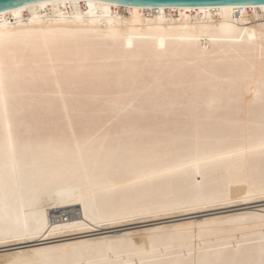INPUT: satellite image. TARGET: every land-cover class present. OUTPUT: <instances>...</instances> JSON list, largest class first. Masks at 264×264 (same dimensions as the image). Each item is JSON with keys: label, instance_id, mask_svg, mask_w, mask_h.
I'll return each instance as SVG.
<instances>
[{"label": "bare ground", "instance_id": "obj_1", "mask_svg": "<svg viewBox=\"0 0 264 264\" xmlns=\"http://www.w3.org/2000/svg\"><path fill=\"white\" fill-rule=\"evenodd\" d=\"M0 59L34 65L37 76L55 68L57 74L50 76L49 86L41 92L59 91L55 87L58 80L67 94L66 82L76 76L95 81V86L72 89L69 113L76 104L72 97H78L81 106L98 105L115 117L126 114L134 102L138 112L146 106L145 111L154 113L152 118L158 123L138 125L135 132L139 138L135 142L125 138L123 143H109L106 155L108 149L117 158L125 152L137 151L141 142H147L163 124L169 125L170 139L191 136L187 150L174 159L181 165L180 171L157 181L149 191L171 195L183 190L193 203L199 202V207L176 213L177 217L190 218L177 223L212 222L203 230L211 239L202 242L212 251L197 249V255L192 257L190 247L185 246L181 255L184 239L191 235L189 230L177 235L174 251L169 256L178 264L185 261L190 264L193 259L259 258L261 227H264L259 218L264 209L258 196L259 157L246 162L219 163L205 154L204 139L208 128L226 127L238 119L257 127L260 124L264 109V3L144 5L109 0H32L0 10ZM176 69L185 72L214 69L215 73L204 77L211 80L210 85H205V94L195 96L194 81L181 77L168 80L161 75ZM133 75L142 76L136 87L127 83L119 87L121 77L127 82ZM104 77L112 78L111 89L107 82L100 83ZM158 78L164 81L162 85L158 84ZM29 91L23 84L18 88L19 93ZM106 97H111L112 103L106 104ZM148 97L151 103L146 105ZM181 104L189 107L181 108ZM58 111L63 113V104L58 106ZM210 115L211 124L208 123ZM196 121L201 125L199 150ZM125 125H113V134L117 130L122 132ZM190 125L193 127L189 131ZM246 184L257 195L249 197ZM94 191L97 189L89 187L86 179L69 177L49 185L46 190L33 192V197L40 201L33 211L49 227L43 236L37 234L28 241L0 244V261L6 262L21 253L32 254V248L19 246L28 244L42 250L60 248L45 252L38 259L51 257L75 264L80 261L130 264L135 258L139 264V257L130 255L132 250L120 240L126 234L139 239L144 231L140 225L144 222H105V217L97 216L95 224L90 217L87 226L81 227L85 220L81 200L91 199ZM221 194L223 198L214 207L203 206L205 200L219 198ZM206 212L215 215H205ZM238 215L250 218L232 224L220 222ZM57 226L65 230L49 235ZM200 231L198 228L197 234ZM70 236L89 243L81 246L78 240L68 239ZM96 240L111 243H91ZM187 244H191L190 239ZM66 245L74 247L65 249Z\"/></svg>", "mask_w": 264, "mask_h": 264}, {"label": "snow or ice", "instance_id": "obj_2", "mask_svg": "<svg viewBox=\"0 0 264 264\" xmlns=\"http://www.w3.org/2000/svg\"><path fill=\"white\" fill-rule=\"evenodd\" d=\"M34 69V65L28 66L0 59V244L28 241L37 234L43 236L49 225L42 221L39 213L33 211L39 207L40 201L32 194L71 177L75 180L86 179L89 187L97 189L91 199L81 200L85 206V220L81 227L87 226L90 217L95 224L97 216L105 217V222L124 220L144 222L140 225L144 231L139 234V239L126 234L120 240V243L126 244L132 250L130 255L139 257V264H178L169 256V252L174 251L173 241L177 235L189 230L191 235L184 239L181 255L185 246L190 247L189 254L192 257L197 255V249L201 252L212 251L205 248L202 243L206 239H211L203 230L212 222L202 221L199 224L193 222L184 225L177 223V220L190 218L177 217L176 213L199 207V202L193 203L191 197L183 190L175 191L171 195L149 191L157 181L180 171L181 165L174 162V159L187 150L192 137L170 139L167 132L169 125L163 124L147 142H141L137 151L125 152L117 158L111 155V150L108 149L106 155V146L109 143H123L125 138L135 142L139 138L135 132L139 124L138 116L154 113L143 108L138 112L134 102L126 110L128 123L124 130L122 132L117 130L113 134V125L118 123L112 120L114 113H109L98 105L84 107L79 104L78 97H72L76 104L69 113L68 99L72 89L87 87L90 84L95 86V81L76 76L75 79L66 82L67 94L58 80L55 87L59 91L41 92L49 86L50 76L57 74L56 69L53 68L50 73L41 72L39 76ZM214 73V69L204 71L197 69L195 72L176 69L161 75L168 80L181 77L194 81L192 91L195 96H200L207 90L205 85L211 84V80H205L204 77H210ZM141 78L142 76L133 75L126 82L121 77L118 84L121 88L125 83L136 87ZM76 80H79V84ZM105 82L111 89L112 78L104 77L100 81ZM157 82L162 85L164 81L158 78ZM22 84L30 91L19 93L18 88ZM105 103H112V98L106 97ZM150 103L151 97H148L145 104ZM60 104H63V113L58 111ZM175 107L176 105H173V108ZM179 107L185 108L189 105L181 104ZM208 123H212L211 115ZM191 127L193 125L189 126V131ZM194 127L199 150L200 122L196 121ZM204 143L205 154L219 163L231 160L246 162L258 156L261 175L258 196L264 203V109L258 127L239 119L226 127H210L205 132ZM209 148L212 149L211 152L208 151ZM37 185L40 186L39 189ZM244 187L249 185L246 184ZM255 195L257 194L249 187L248 196ZM222 198V194L219 198L214 196L210 200H205L203 206L214 207ZM228 198H231L230 195ZM204 214L215 215L211 212ZM249 218L247 215H238L220 222L232 224ZM259 218L264 225V209L259 213ZM76 227L74 225L72 229L75 230ZM198 228L201 229L199 234ZM64 230L57 226L49 235ZM261 235L258 259H193L190 264H264V227H261ZM68 239L78 240L81 246L89 243L79 237L70 236ZM188 239L191 240L190 245L187 244ZM91 243L111 242L96 240ZM19 246L32 248V254L21 253L6 262L0 261V264H75L72 261L51 257L38 259L45 252L59 251V247L42 250L28 244ZM68 247L74 246H64L65 249ZM79 264L84 262L80 261ZM104 264L112 262L105 261ZM130 264H137L136 259L133 258ZM185 264L188 262L185 261Z\"/></svg>", "mask_w": 264, "mask_h": 264}, {"label": "water", "instance_id": "obj_3", "mask_svg": "<svg viewBox=\"0 0 264 264\" xmlns=\"http://www.w3.org/2000/svg\"><path fill=\"white\" fill-rule=\"evenodd\" d=\"M32 0H0V10ZM144 5L158 4H181V5H204V4H239V3H264V0H109Z\"/></svg>", "mask_w": 264, "mask_h": 264}, {"label": "rangeland", "instance_id": "obj_4", "mask_svg": "<svg viewBox=\"0 0 264 264\" xmlns=\"http://www.w3.org/2000/svg\"><path fill=\"white\" fill-rule=\"evenodd\" d=\"M141 104H143V101H142ZM144 107L146 108V106H144ZM112 116L114 117V118H112V120L118 121V123H116V124L125 125V124L128 123V116L125 113H121L120 115H118L116 117L114 115H112ZM152 117H153L152 114L147 115V116L139 115L138 116V120H139V124L138 125L139 126H145V125H148V124L149 125H153V124L158 123V121H156L155 119H153L154 117L153 118ZM74 119H75V117H74ZM105 122H107V120ZM116 124H114V126Z\"/></svg>", "mask_w": 264, "mask_h": 264}]
</instances>
